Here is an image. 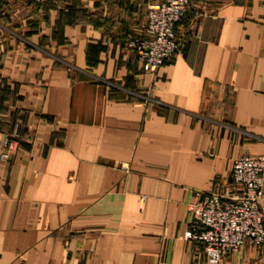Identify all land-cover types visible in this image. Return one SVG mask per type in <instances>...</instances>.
<instances>
[{"label": "crops", "instance_id": "obj_1", "mask_svg": "<svg viewBox=\"0 0 264 264\" xmlns=\"http://www.w3.org/2000/svg\"><path fill=\"white\" fill-rule=\"evenodd\" d=\"M154 1L45 6L0 45V264H206L188 205L264 156V0H191L149 74L129 44Z\"/></svg>", "mask_w": 264, "mask_h": 264}, {"label": "built area", "instance_id": "obj_2", "mask_svg": "<svg viewBox=\"0 0 264 264\" xmlns=\"http://www.w3.org/2000/svg\"><path fill=\"white\" fill-rule=\"evenodd\" d=\"M25 5L43 6L56 0H15ZM204 2L212 0H202ZM191 0H155L146 7L141 39L131 42L144 73L153 74L165 61L181 51L175 27L190 7ZM0 161L8 158L11 142H4ZM126 168L127 165H121ZM235 190L225 199L218 195L195 194L188 205L192 225L182 239L202 248L206 264H219L243 246L264 244V156H244L232 167Z\"/></svg>", "mask_w": 264, "mask_h": 264}, {"label": "rangeland", "instance_id": "obj_3", "mask_svg": "<svg viewBox=\"0 0 264 264\" xmlns=\"http://www.w3.org/2000/svg\"><path fill=\"white\" fill-rule=\"evenodd\" d=\"M68 1L56 0L43 6H34L18 3L15 0H0V45L4 43L5 39L14 36L12 33L21 36V26L28 25L29 21H36L40 15L37 12L40 8L52 5L61 8V10H67Z\"/></svg>", "mask_w": 264, "mask_h": 264}]
</instances>
